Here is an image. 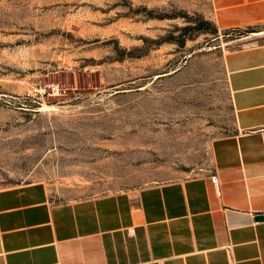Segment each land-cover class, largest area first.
I'll return each mask as SVG.
<instances>
[{
    "label": "rangeland",
    "instance_id": "1",
    "mask_svg": "<svg viewBox=\"0 0 264 264\" xmlns=\"http://www.w3.org/2000/svg\"><path fill=\"white\" fill-rule=\"evenodd\" d=\"M212 0H0V188L55 201L199 175L231 130L223 56L264 21Z\"/></svg>",
    "mask_w": 264,
    "mask_h": 264
},
{
    "label": "crops",
    "instance_id": "2",
    "mask_svg": "<svg viewBox=\"0 0 264 264\" xmlns=\"http://www.w3.org/2000/svg\"><path fill=\"white\" fill-rule=\"evenodd\" d=\"M212 2L219 25L264 21V0ZM223 66L233 125L209 170L63 201L39 181L0 188V264H264V42Z\"/></svg>",
    "mask_w": 264,
    "mask_h": 264
},
{
    "label": "built area",
    "instance_id": "3",
    "mask_svg": "<svg viewBox=\"0 0 264 264\" xmlns=\"http://www.w3.org/2000/svg\"><path fill=\"white\" fill-rule=\"evenodd\" d=\"M209 178H210V181H211V183L213 184V186L215 188L216 194L219 195L220 194V183H219L217 175L216 174H211ZM260 215H262V219L261 220L264 222V212L260 213ZM127 230H128L129 233H133L132 229H127Z\"/></svg>",
    "mask_w": 264,
    "mask_h": 264
},
{
    "label": "water",
    "instance_id": "4",
    "mask_svg": "<svg viewBox=\"0 0 264 264\" xmlns=\"http://www.w3.org/2000/svg\"><path fill=\"white\" fill-rule=\"evenodd\" d=\"M255 218L262 219V215H260V214L259 215H256Z\"/></svg>",
    "mask_w": 264,
    "mask_h": 264
}]
</instances>
